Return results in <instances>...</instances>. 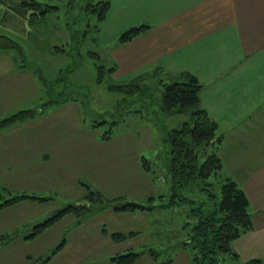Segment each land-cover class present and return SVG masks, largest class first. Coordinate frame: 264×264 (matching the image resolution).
Segmentation results:
<instances>
[{
    "label": "rangeland",
    "instance_id": "rangeland-1",
    "mask_svg": "<svg viewBox=\"0 0 264 264\" xmlns=\"http://www.w3.org/2000/svg\"><path fill=\"white\" fill-rule=\"evenodd\" d=\"M8 1L15 6L22 0ZM36 1L49 10L35 26L9 5L0 4V36L18 42L28 68L40 69L47 83L35 77L39 93L34 100L23 93L9 96L12 110L7 114L11 115L0 114V122L23 110L34 111L21 122L33 119L48 128L55 126L49 134L58 151L47 159L45 170L40 168L35 174L19 171L17 159L0 162V264H40L47 258L46 264H115L112 258L126 253L140 255L132 264H195V249L187 244L196 222L189 201L214 209L221 182L211 178L214 184L208 189L215 197L202 187L183 190L181 194L189 201L161 211L171 194L170 146L165 133L189 119L188 114L163 113L164 84L175 78L156 68L127 80L114 73L98 83L97 64L114 67L111 44L126 27L136 26L133 12L126 16L127 11H119L118 0ZM99 1L112 4L102 22L94 14ZM76 61L80 64L73 66ZM110 81H141L142 90L128 95L112 91L107 85ZM68 102H78L81 111L75 105L53 111L55 104ZM43 107L41 114H48L39 119ZM21 122L1 128L0 136L20 134L9 128ZM110 130L111 138L103 139ZM12 148L19 150L20 146L12 142ZM228 154L226 164L231 168ZM83 203V210L67 209ZM36 230L42 232L31 237ZM114 233L119 237L114 239ZM224 264L240 262L226 255Z\"/></svg>",
    "mask_w": 264,
    "mask_h": 264
},
{
    "label": "crops",
    "instance_id": "crops-1",
    "mask_svg": "<svg viewBox=\"0 0 264 264\" xmlns=\"http://www.w3.org/2000/svg\"><path fill=\"white\" fill-rule=\"evenodd\" d=\"M111 9L112 4L107 16ZM118 9L126 16L133 12V25L144 29L120 43L126 27L113 40L117 76L127 80L161 67L169 74L190 72L203 85L201 105L222 134L214 147L223 163L221 173L236 181L250 201L253 228L234 240L232 249L240 264L251 259L264 264V0H118ZM35 77L17 62L15 52L0 49V114L11 115L8 98L13 93L34 100L39 93ZM77 103L58 104L53 111L71 105L80 110ZM52 128L33 119L9 128L20 134L0 136V162L17 159L19 171L32 174L45 170L47 159L58 151ZM12 142L20 149H13Z\"/></svg>",
    "mask_w": 264,
    "mask_h": 264
},
{
    "label": "trees",
    "instance_id": "trees-1",
    "mask_svg": "<svg viewBox=\"0 0 264 264\" xmlns=\"http://www.w3.org/2000/svg\"><path fill=\"white\" fill-rule=\"evenodd\" d=\"M0 4L9 5L8 8L14 13L29 20L31 26H35L38 19L44 17L49 9H44L43 4L36 0H22L15 6L9 4L7 0H0ZM94 14L97 13V19L102 22L106 19L107 13L111 6L110 1H99L95 5ZM93 14V9H92ZM143 26L132 27L125 31L119 37L120 43H125L138 36ZM99 30V27H98ZM87 32L82 35L85 37ZM83 42H79L77 46L78 57H81L80 47ZM62 48V47H61ZM0 49L11 50L16 54V60L21 67H26V57L21 45L10 37L0 36ZM57 51V47L55 48ZM58 50L60 48L58 47ZM61 52H67L63 48ZM96 58H100L97 52H90ZM80 64V63H79ZM78 61L73 66L79 65ZM98 83H104L106 78L113 75L116 71L115 66L105 68L103 65L97 64ZM160 71H164L161 67ZM40 79H45L40 69L32 70ZM168 74V73H167ZM173 82H165L162 110L163 113L170 116L175 114H188L189 119L184 121L178 128L166 131L165 142L170 146V159L168 162L167 174L171 181V194L167 203L163 204V209L178 206L189 200L185 198L181 192L183 190H193L202 187V191L215 197L210 193L208 187L214 182L211 178L219 179L220 184V200L215 204L212 210L206 209L203 204L197 205L194 201H189L194 205L191 211V217L196 220L192 227V234L187 244H191L195 249V264H224V256L230 255L239 261L238 254L233 252L232 243L245 232L253 228V219L249 213L250 201L245 191L238 185L236 181L228 177H221L222 160L217 154L214 147L222 139L218 123L210 116L208 111L202 107L200 93L203 85L196 76L190 72H180L171 74ZM139 82H130L119 84L110 81L108 89L112 91H121L125 94L135 93L142 90ZM47 83L46 79L44 84ZM68 98H66L67 101ZM75 100V99H73ZM61 104V103H59ZM119 102L117 105H120ZM57 105V104H55ZM46 107L40 109L41 114ZM34 111H20L10 119H4L0 122V129L12 122H21L33 116ZM104 122V121H103ZM103 122H99L101 124ZM112 126L117 122H111ZM109 135H104L103 139H110ZM210 150L211 153L208 152ZM204 156V157H203ZM203 157V159H201ZM222 178V179H221ZM99 193V192H98ZM208 195V196H209ZM89 198V197H88ZM92 201V200H91ZM93 202V201H92ZM89 204L88 202H86ZM127 206L136 208L132 203ZM76 210H83L86 205H69ZM126 206H123V208ZM71 208V209H72ZM153 208V207H151ZM66 209V210H67ZM65 211V210H64ZM57 216H55L56 218ZM52 220V219H51ZM50 221V220H49ZM49 221H46L49 222ZM44 224V229L48 227V223ZM42 231H35L31 237L40 234ZM112 237H119L117 233ZM140 255L136 253L120 254L112 258L115 264H132ZM50 258L43 263L46 264ZM243 264H262L261 259H251Z\"/></svg>",
    "mask_w": 264,
    "mask_h": 264
},
{
    "label": "water",
    "instance_id": "water-1",
    "mask_svg": "<svg viewBox=\"0 0 264 264\" xmlns=\"http://www.w3.org/2000/svg\"><path fill=\"white\" fill-rule=\"evenodd\" d=\"M134 206H136L139 209H144V210H150L151 208L148 206H144V205H140V204H136V203H132Z\"/></svg>",
    "mask_w": 264,
    "mask_h": 264
}]
</instances>
